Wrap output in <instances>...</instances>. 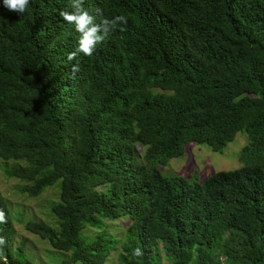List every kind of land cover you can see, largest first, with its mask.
<instances>
[{"label": "trees", "instance_id": "16d2710c", "mask_svg": "<svg viewBox=\"0 0 264 264\" xmlns=\"http://www.w3.org/2000/svg\"><path fill=\"white\" fill-rule=\"evenodd\" d=\"M70 3L30 0L19 15L0 0V160L28 197L59 190L56 228L25 230L71 264L112 250L120 264H264V0H84L126 23L71 61ZM239 132L238 169L202 183L158 169L188 144L221 153ZM0 213V264H31L1 198ZM122 218L123 242L106 230Z\"/></svg>", "mask_w": 264, "mask_h": 264}, {"label": "rangeland", "instance_id": "374dc122", "mask_svg": "<svg viewBox=\"0 0 264 264\" xmlns=\"http://www.w3.org/2000/svg\"><path fill=\"white\" fill-rule=\"evenodd\" d=\"M247 142L246 134L239 132L221 153L212 152L205 145L188 144L181 157L168 160L166 164L158 166V169L167 178L181 177L190 182L202 183L217 172L231 171L241 167L240 151ZM135 151L136 162L146 164L145 148L136 146ZM13 164L14 162L0 160V198L6 204L12 222L14 232L12 248L22 246L31 264H71L69 253L58 254L47 241H42L28 233L24 227L29 222H37L56 228L50 208L59 200L57 186L47 188L37 197L30 198L19 191V188L24 185L23 182L9 178L5 174V170ZM129 224L130 221L127 218H122L115 223H108L109 228L106 230L123 242ZM83 233L92 238L96 230L86 228ZM117 256L118 250H112L106 264H120ZM220 262L226 264L223 258ZM160 264H166V261L163 260Z\"/></svg>", "mask_w": 264, "mask_h": 264}, {"label": "clouds", "instance_id": "9594fccd", "mask_svg": "<svg viewBox=\"0 0 264 264\" xmlns=\"http://www.w3.org/2000/svg\"><path fill=\"white\" fill-rule=\"evenodd\" d=\"M30 0H3V6L10 12L23 14L27 11ZM84 0H71L70 7L72 11H61L60 16L69 25H73L79 39L76 51L68 55V59L73 60L79 53L85 56L93 55L98 44L102 43L109 35L115 31L118 24L126 23V18L122 15L111 19L103 14L102 9H96L95 15L90 14L84 7ZM97 18L99 23H97ZM79 71L78 66H73V76ZM3 213H0V219ZM3 239L0 238V244ZM135 255L139 256L140 250L136 249Z\"/></svg>", "mask_w": 264, "mask_h": 264}]
</instances>
